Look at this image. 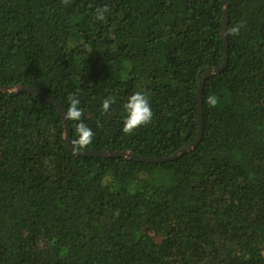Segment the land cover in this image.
I'll use <instances>...</instances> for the list:
<instances>
[{
  "label": "trees",
  "instance_id": "16d2710c",
  "mask_svg": "<svg viewBox=\"0 0 264 264\" xmlns=\"http://www.w3.org/2000/svg\"><path fill=\"white\" fill-rule=\"evenodd\" d=\"M220 0H0V86L77 151L173 155L224 56ZM202 137L169 163L66 151L0 92V264H264V0H228Z\"/></svg>",
  "mask_w": 264,
  "mask_h": 264
},
{
  "label": "water",
  "instance_id": "95a60500",
  "mask_svg": "<svg viewBox=\"0 0 264 264\" xmlns=\"http://www.w3.org/2000/svg\"><path fill=\"white\" fill-rule=\"evenodd\" d=\"M221 7H222V29H221V38L223 41V50L224 56L222 64L219 67L208 68L202 75L198 87L196 90V100H197V136L193 140L192 143H189L178 152L174 153L171 156L163 157V158H149L145 156H140L135 154L133 151L126 149V150H116V151H108V150H101V151H77L74 150L70 143V126L68 122V117L63 109V107L55 100L50 98L48 95L43 93L41 90L33 88L31 86H0V92L7 94V95H18L20 93H29L35 98L47 103L48 105L52 106L58 113L61 118L62 127H63V141L65 145V149L72 155L82 157V158H123L129 161L139 162V163H146L152 165L164 164L174 161L180 158L186 152H189L197 147L199 144L201 137H202V91L205 81H207L211 76L220 73L227 65L229 59V46H228V34H227V22H228V0H220Z\"/></svg>",
  "mask_w": 264,
  "mask_h": 264
},
{
  "label": "rangeland",
  "instance_id": "374dc122",
  "mask_svg": "<svg viewBox=\"0 0 264 264\" xmlns=\"http://www.w3.org/2000/svg\"><path fill=\"white\" fill-rule=\"evenodd\" d=\"M263 256H264V252H263Z\"/></svg>",
  "mask_w": 264,
  "mask_h": 264
}]
</instances>
